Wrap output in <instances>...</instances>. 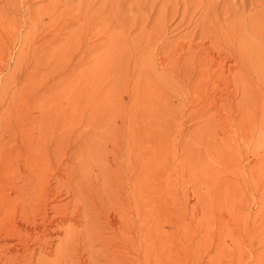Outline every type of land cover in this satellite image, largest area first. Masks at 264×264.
Segmentation results:
<instances>
[{"label": "bare ground", "instance_id": "6f19581e", "mask_svg": "<svg viewBox=\"0 0 264 264\" xmlns=\"http://www.w3.org/2000/svg\"><path fill=\"white\" fill-rule=\"evenodd\" d=\"M83 1L80 0L81 11L77 10V17L75 12L70 13H75L77 20L74 17L72 19L71 15V19L67 17L64 23L65 28L74 23L76 25V22L79 26L69 28L67 37L62 42H57L58 34L44 36L38 43H34L29 34L22 37L20 60H17L15 67L24 63L21 57L31 48L46 49L48 54H62L76 44L75 51L79 48L86 57L90 51L97 50L100 41L90 43V39H86L87 28L90 27V30L94 21L89 19L93 23H86L87 15L83 11L89 6L83 10ZM260 1L259 13L249 14L247 22H235V25L213 32V37L216 38L212 43L214 51L209 53L202 47L204 55L196 58L199 67L184 65L185 68L174 75L176 80L182 79L187 92L203 82L215 80L208 91V86L199 90L205 91L201 104L204 113L215 110L216 118L200 117L195 131L197 136L210 137L213 134L211 124L219 129V134H213L216 144L213 151L217 152V162L212 169L211 166L208 168L204 180L211 193L220 189L222 184L231 182L232 174L237 181L248 177L257 180L264 173V81L261 88L257 89L255 77L252 76L260 70L264 74V0ZM210 2L205 10L212 9L214 4ZM182 6L187 16L190 7L186 3ZM170 8L164 10L163 18H166L167 13H170L171 18L170 15L167 17L171 20L179 15L178 7L168 12ZM93 11L88 16L94 19L92 16L96 13L93 15ZM206 15L207 13L204 16ZM204 16L201 15L199 20L204 22ZM85 24L90 26L86 27ZM0 29H4L2 22ZM202 39L205 41L206 37ZM201 43L205 45L209 41ZM1 44L0 34V46ZM177 48V51L183 50V47ZM190 48L191 45L188 46ZM177 51L172 54L175 61L171 59L168 65L163 60L159 66L164 65V70H177L176 63L182 62L176 59L180 56ZM104 59L98 57L95 60L99 66L106 67L111 61ZM75 62L70 58L67 64L73 74L68 83L70 98L73 100L84 96L79 88L82 79L77 72L81 62ZM70 72L69 75H72ZM143 73L139 82L136 81L140 90H135L134 84L131 97L138 101L146 96L148 109L155 110V120L160 119L159 124L167 131L169 123L178 116L174 107L179 109L180 106L171 104L169 107L167 102H159L162 96L158 89L153 88L152 75L147 70ZM190 80L197 84L190 87ZM233 96L237 99L236 102L231 99ZM76 102L79 106L83 104V101ZM134 105L132 101V106ZM71 106L72 112L77 113L76 105ZM189 110L188 105L182 107V112L187 111L188 116ZM129 117V123L134 128L130 126L125 130L124 127L125 131L120 133L115 127L118 134L115 133L116 130L111 132L107 128L109 132L107 130V133L101 135L104 138L101 142L98 132L97 135L82 134L69 147L68 141L73 137L68 132L51 135L52 141L49 144L36 143L28 133L20 134L21 136L11 134L4 144L0 142V181L4 179V184L1 183L4 185V192L0 191V216L4 217V224L1 223L4 227L0 226V264H181L179 255L182 248L172 227V220L178 222L177 200L173 198L169 201L170 198H166L162 211L157 209L155 203V195L160 191L157 187H161L157 184H163V180L161 177H156L155 183L152 180L150 164L161 154L157 149L152 154L151 146L155 144L151 143V139L160 142L161 138L157 135L151 137L152 134L144 128H136L141 122L148 125L139 118L136 107ZM185 119L182 117L181 121L186 123ZM249 153L254 164L251 167H246V164L240 166ZM240 183L241 181L237 185ZM262 213L264 215V206ZM207 215L210 216L208 213ZM207 229L209 227L205 226V236H208ZM219 243L211 244L210 248L216 250ZM261 244L264 245V239ZM233 245L234 258L240 259L242 255L239 254V242L234 240Z\"/></svg>", "mask_w": 264, "mask_h": 264}, {"label": "rangeland", "instance_id": "374dc122", "mask_svg": "<svg viewBox=\"0 0 264 264\" xmlns=\"http://www.w3.org/2000/svg\"><path fill=\"white\" fill-rule=\"evenodd\" d=\"M84 1L83 10L89 7L83 12L87 16L92 15L94 9L93 15L96 13L92 16L94 19L86 16V23L91 24L94 21L91 32L88 27L90 25L85 24V26L88 27L87 31L89 30L86 31V39H90V43L95 40L100 41L97 44L99 45L97 50L90 51L86 57L79 48L75 51L76 44L62 54H48L46 49L31 48L21 57L24 63L20 67H15L17 60H20L21 38L26 34L32 36L34 43H38L44 36L55 34H58L57 42H62L67 37L69 28L75 29L79 26L76 22V25L74 23L72 27L65 28L64 23L67 17L71 19L72 11L76 13H74L76 17L78 16L77 12L81 11L80 0H0V22L4 24V29H0L2 43L0 46L1 144H4L11 134L21 136L20 134L27 133L33 136L36 143L49 144L52 141L51 135L68 132L73 137L68 141L69 147L74 144L73 142H77L82 134L100 133L101 137L103 133H107V130L109 132L107 128H110L111 132L118 128L117 130L121 133L130 126L134 128L132 123H129V115L136 107L139 118L148 123L146 125L141 122L136 128H144L152 134L151 137L157 135L161 138L160 142L151 139V143L155 144L151 146L152 154L156 152L155 149L161 154L150 164L152 180L153 183L156 177H161L163 180V184H157L161 187H157L160 191H157L155 195V203L157 209L162 211L165 208L166 198H170L169 201L173 198L177 200L178 222L175 223L172 220V227L182 248V253L179 255L181 264H264V245L261 244L264 239V215H262L264 173L257 180L248 177L239 178L237 181L232 174L231 182L222 184V187L213 193L210 192L204 180L207 177L208 168L211 166L212 169L217 162V152L213 151L216 144L213 139L215 140V134H219V129H215L211 124L214 136L212 134L210 137L197 136L195 131L198 128L197 123L201 120L200 117L216 118L215 110L204 113L201 104L205 91L199 90L201 87L208 86V91L215 80L213 79L210 83L203 82L187 92L182 79L176 80L174 77L185 68L184 65L199 67L196 58L202 57V47H205L204 49L209 53L214 51L212 43L216 38L213 37V32L219 28L226 29L235 25V22H247L249 14L259 13L258 5L261 1ZM210 1L214 4L212 9L205 10V6ZM184 3L190 7L187 16L183 12ZM171 6H174L173 9L179 8V15L171 20L170 13H167L170 18L167 15L163 18L164 10ZM173 9L170 8L168 12ZM96 10L98 13L95 12ZM47 12L50 14L47 15ZM205 13H207L206 16H204ZM74 14L72 19L77 20ZM201 15L205 18L204 22L199 20ZM203 37H206L205 41L209 43L205 45L201 43L205 42ZM189 45H191L190 49H188ZM176 46L183 47V50L177 51ZM174 49L180 54L176 59L182 62L176 63L177 70L171 68L164 70V65H162L163 68L159 65L163 60L164 64L169 65V61L174 59L172 55L175 52H173ZM98 57L100 59L104 57V60L111 62L106 67L99 66L95 60ZM70 58H73L75 63L79 60L81 62L77 72L82 79L79 82H82L79 88L84 93L83 97H76L74 100L70 98L68 87L70 76L71 78L73 76L67 66ZM146 70L150 76L152 75L153 85H157L153 88L158 89L162 96L158 101L167 102L169 107L171 104L180 106L179 109L174 107L178 116L175 121L169 123L170 128L167 131L159 124L160 119L155 120V110L148 109L146 96H142L143 99L138 101L131 97L134 84L135 90L137 88L140 90V85L136 84V81L139 82ZM69 72L72 75H69ZM252 76L255 77L257 89L261 88L264 81L263 72L260 70ZM190 83V87L197 84L192 80ZM231 99L234 102L237 100L235 96ZM76 101H83L82 106H79ZM72 104L76 105L77 113L72 112ZM185 105L190 107V116L187 111L182 112V107ZM192 115L194 118L191 119ZM182 117L186 118V123L181 121ZM98 118L104 122L98 121ZM117 130L115 133L118 134ZM103 139L102 136L100 142ZM247 155L240 166L246 164V167H251L254 164L252 155L250 153ZM2 180L4 179L0 181V191L4 192ZM239 181L241 183L237 185ZM3 219L1 215L0 226L4 224ZM205 226L209 227L208 236H205ZM234 240L239 242L241 251L239 254L242 255L240 259L234 258L232 251ZM218 242L220 243L217 249L213 251L210 245H216Z\"/></svg>", "mask_w": 264, "mask_h": 264}]
</instances>
